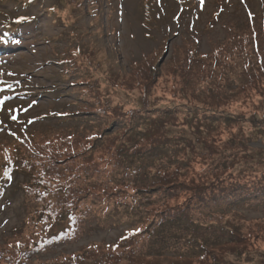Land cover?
Instances as JSON below:
<instances>
[{"label":"rangeland","instance_id":"374dc122","mask_svg":"<svg viewBox=\"0 0 264 264\" xmlns=\"http://www.w3.org/2000/svg\"><path fill=\"white\" fill-rule=\"evenodd\" d=\"M252 13L264 20V0H0V147L31 134L39 148L53 130L80 129L62 139L77 148L43 167L64 186L62 212H92L73 242L51 236L69 214L47 233L23 234L26 174L16 169L0 181V264H21L41 239L48 249L25 264H264V96L255 89L264 78L247 71L264 56V31L241 26ZM190 50L198 59L186 72ZM224 112L239 118L226 131ZM135 159L151 165L116 179L125 176L118 161ZM77 174L93 177L85 185ZM214 174L254 191L243 200L219 182L194 207V188ZM183 213L198 236L179 231L163 248L151 231L167 232ZM197 238H210L207 251L179 252Z\"/></svg>","mask_w":264,"mask_h":264},{"label":"trees","instance_id":"16d2710c","mask_svg":"<svg viewBox=\"0 0 264 264\" xmlns=\"http://www.w3.org/2000/svg\"><path fill=\"white\" fill-rule=\"evenodd\" d=\"M241 26H245L248 29L251 27L252 33L256 32L258 29L264 31V20H261V22H258V17L256 15V13H252V14H250V16H248L243 21ZM259 43L260 42H257L256 47L259 46ZM226 49H229V44H227ZM166 50L167 49L165 48L164 52ZM191 54H193V52L190 50V51H188V54L185 57L186 63L184 66V70L186 72L190 71V67L186 64L192 62V65L195 66L197 63L196 61H197L198 57H195L192 59L190 56ZM74 58H76V57L74 56ZM74 58H73L72 63L76 62V60H74ZM181 58H183L182 59V61H183L184 56H181ZM162 62H164V61L161 58L158 65ZM158 65L155 67L156 73L160 72ZM247 71L250 74H252V76L254 78H256L258 75H261V77L264 78V56H257L256 62L251 60L249 62V64H247ZM248 81H250V79L246 78V82H248ZM246 82L243 84V86L241 84V85L237 86L236 88H234L237 90L235 92V96H238V95L242 94V92L247 91V86H246L247 83ZM261 83H262V79L259 81V84H256L255 89H259L258 94L264 96V86H261ZM58 113H61V112H58ZM61 115H62V113H61ZM63 115H67V114L64 113ZM219 117H221L220 121L223 124L222 131H226L228 129L226 126H224V123L230 124L233 122L232 119H237V120L239 119V118L235 117L233 114H228L226 112H224V114L219 115ZM250 121H252V120H250ZM72 130H73V132H72L73 135L70 134L71 137H73L75 135L77 139L81 138L78 136V134H81L80 129H78L77 127H75V128L73 127L69 132H65L62 130L51 131L50 133L47 134L48 136L51 135V137L46 139V141L43 143V145H41L39 148L35 147L36 143H38V140L35 138L33 139L31 137V134H25V135H23L22 138L20 137V145L14 144L15 146H10V147H7L6 145L5 146L2 145L0 147V173L2 174V176H1L2 179L0 181H2L6 177L10 178V174H12L16 169L22 170L26 174V178L23 179L22 184H21V189L23 190V192L27 196L26 197V203L28 204L25 208V210L26 209L27 210H26V214H25L26 215L25 219L23 220L24 223H26L29 227L24 232H22L25 235L29 231H32L33 233H39V228L43 229L45 231V233H47L46 231L49 227V223L60 222L61 219L63 220V218L67 217V214H69V216L66 218L69 226L66 228H63L57 234H52L51 235L52 238H54V239L59 238V243L61 241H63V242L72 241L73 242L77 239L78 235L84 234V232L87 230L86 224H88L87 220L89 218V215L92 213L91 209L86 208L87 207L86 204L84 207H82L83 204H81V207L80 206L79 207L81 209L85 208L84 214H83V212H81L79 210H78V213H76L73 210L68 211V212H62L61 208L59 207V203L58 204L56 203V199L58 196L64 195V192H65V190H63L64 186L58 185L55 188V185H53V182L51 181L50 173L46 171V169H48L49 167H43L44 161L52 162L53 164H55V162L58 160V157H59L58 153L64 152V151L65 152H67V151L73 152V149H75L76 145L72 144V140L68 141L67 143L62 142V139L64 138V136H67L66 134L70 133ZM93 135L94 134L91 133L90 135H88L87 139L85 140V141H89L88 152L93 150V149H91V147L93 145V142H91V136L93 137ZM82 141H84L83 138H82ZM9 145H12V144H9ZM12 148H15L17 150V152H11ZM83 152H84V150H83ZM126 162L128 165H125L121 161H118L117 170L115 172H118V171L124 172L125 176L123 178H116V179L131 181V179L133 178V173H134V175H137L139 168L142 167L145 169V167L148 168L151 165V162L148 164L147 161H146V163H142L140 165V162H138L137 159H135L133 162H131V161H126ZM252 172L255 173V171H252ZM135 173H137V174H135ZM146 173L147 172H145V174ZM145 174H143V176ZM77 176L80 178L81 181L86 180L85 185H89L87 183H89L88 181H91V179L93 177V175H89V174L88 175L77 174ZM233 176H235V175L231 174L229 176L227 175V176L222 177L219 174H214L210 178H206L205 179L206 182L204 181V183L201 184L198 188H194V192L191 195V197L193 196V200H192L191 204L194 207H197V203L201 202V200H203L205 202L206 195L209 192L208 190L211 188L214 189L215 187H217V184L219 182H220L219 184L222 188H223V184L224 185H230V189L232 191H237L238 193H240V196L243 197L242 198L243 200L246 199V197H248L249 194H251V192L254 191V189H253L254 187L251 188L250 190L248 188H245L243 185L246 184V182L242 178L241 179L233 178ZM261 177H263V176H260L257 178L261 179ZM256 181H258V180H256ZM9 182H7V184L5 182V185H8ZM209 182H211V183H209ZM124 185H127V184L123 183V184L116 185L115 189L120 190L121 187H124ZM186 185L188 188L191 187V185H188V183ZM253 185H254V181L252 182V186ZM3 191H5V189ZM107 191L114 192V190L110 189V188L108 190H106L105 192L107 193ZM70 192H71V190H68L66 193L69 194ZM242 195H244V196H242ZM86 213L88 215H86ZM182 215L184 217L181 216V214L179 217H177V216L170 217V219L168 221V225H167V232L154 233L153 231H151L152 237L156 236L157 240L159 241V244L162 245L163 248L166 247V244H170L171 243L170 241L172 239H178V237L176 235L179 233V231H183L181 233L182 235L186 233L187 235H190V236H194V235L198 236L200 229L197 230V228L199 227L197 220L195 218L193 219L192 217L188 218L187 215L184 213ZM41 222H42V225H41ZM193 226H197V228L194 231H193ZM83 229H85V230H83ZM210 233H212V232H210ZM60 236H65L66 238H62ZM221 237L222 236H215V238H211V239L216 240V241H220ZM207 239H210V238H205L204 240L197 238V241L194 239L193 241H187L185 243L182 242L181 245L178 246L179 252L182 255L186 256V255H190V253L192 254L193 251H202V250L207 251L206 250V248L208 246L206 244ZM40 241H42V239ZM40 241L34 242L32 244L33 248H29L30 252L28 251L29 253L26 254L24 257L26 260H22L21 264H25L26 261L27 260L30 261L34 255H38L41 252L46 251L48 249L47 248L48 246L47 245L42 246ZM186 243H188L190 246L186 245ZM21 246L22 245L14 248V250L12 252V257H14L15 255L18 254ZM184 247H186L187 251H189V252H185ZM158 248H159V246L156 244V246H153L152 250L155 253L164 252L162 250L163 248L161 249L162 251H158L157 250ZM23 250L25 251L26 248H24ZM186 253H188V254H186ZM28 255H31L32 257H29ZM13 261H14V259L11 258V264Z\"/></svg>","mask_w":264,"mask_h":264},{"label":"water","instance_id":"95a60500","mask_svg":"<svg viewBox=\"0 0 264 264\" xmlns=\"http://www.w3.org/2000/svg\"><path fill=\"white\" fill-rule=\"evenodd\" d=\"M166 55H167V52L164 54V58H165Z\"/></svg>","mask_w":264,"mask_h":264},{"label":"snow or ice","instance_id":"6c2138e0","mask_svg":"<svg viewBox=\"0 0 264 264\" xmlns=\"http://www.w3.org/2000/svg\"><path fill=\"white\" fill-rule=\"evenodd\" d=\"M21 19H23V18H21Z\"/></svg>","mask_w":264,"mask_h":264}]
</instances>
